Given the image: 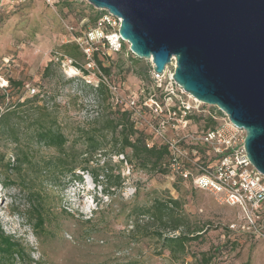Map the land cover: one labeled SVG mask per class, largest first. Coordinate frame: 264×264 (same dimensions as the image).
Segmentation results:
<instances>
[{
    "label": "rangeland",
    "instance_id": "374dc122",
    "mask_svg": "<svg viewBox=\"0 0 264 264\" xmlns=\"http://www.w3.org/2000/svg\"><path fill=\"white\" fill-rule=\"evenodd\" d=\"M97 13L85 0L0 1L1 109L5 111L18 100L23 102L40 94L41 104L53 112L59 128L70 143H77L78 150H84L77 138L78 130L103 114L102 106L97 107V80L88 71V60L80 47V41L95 27ZM66 44L78 46L82 55L77 60L65 57L62 46ZM129 46L125 44L126 49L120 54L104 51L98 55L103 67L110 68L108 80L117 87L115 96L120 102L112 100V105L126 108L131 97L139 98L142 105L153 96L166 112L176 111L173 118L179 119L182 112L178 110V101L167 94L170 73L160 82L154 81L152 62L130 54ZM75 64L89 75L85 77ZM71 68L80 75L68 73ZM170 72L174 73L173 69ZM9 80L20 82L21 88L12 87ZM183 98L192 102L186 95ZM201 110L188 116L191 121L185 131L197 134L218 125L210 117L211 114L222 117L216 112L217 107L203 104ZM158 120L150 109L143 107L136 127L150 136ZM173 123L180 127L177 133L182 134V124L169 120L166 129L169 137L177 134ZM28 144L36 152L37 160L58 156L53 149ZM197 147H186L187 167L193 175L201 174V167L212 171L214 162H209V157ZM1 152L5 162L13 161L9 150ZM104 160L99 154L91 166L102 165ZM121 160L112 157V164L119 166L125 183L122 189H113L110 194H105L87 172L77 171L82 181L67 177L61 179L60 187H52L36 170H28L22 178L0 169V222L6 234L19 241L29 255L15 264H264V222L250 227L240 208L195 189L191 180L182 179L170 166L167 174H149L125 162L120 164ZM3 180L10 183L2 186ZM32 189L41 194L44 205L42 231L34 229L28 196ZM168 197L180 200L188 229L203 231L182 256H174L157 237L150 235L156 229L154 223L144 217L137 219L132 213L137 207L145 208L155 199Z\"/></svg>",
    "mask_w": 264,
    "mask_h": 264
},
{
    "label": "water",
    "instance_id": "95a60500",
    "mask_svg": "<svg viewBox=\"0 0 264 264\" xmlns=\"http://www.w3.org/2000/svg\"><path fill=\"white\" fill-rule=\"evenodd\" d=\"M85 1L122 20V39L156 74L175 60V84L245 131L264 175V0Z\"/></svg>",
    "mask_w": 264,
    "mask_h": 264
},
{
    "label": "trees",
    "instance_id": "16d2710c",
    "mask_svg": "<svg viewBox=\"0 0 264 264\" xmlns=\"http://www.w3.org/2000/svg\"><path fill=\"white\" fill-rule=\"evenodd\" d=\"M98 17L99 12L95 16V22ZM62 49L64 56L72 60H77L82 55L76 45L66 44ZM125 49L124 47L123 52ZM63 60L64 58L61 59ZM95 60L107 77L110 68L103 67L98 54H95ZM52 63L45 68V73L49 71ZM75 67L81 70L85 77L89 75L77 64ZM110 82L116 86L112 81ZM9 83L14 88L22 86L20 82L14 80H9ZM95 92L99 102L97 107L102 106L103 114L90 122L88 127L78 130L77 138L84 146V150H78L77 143H70L67 135L59 128L53 112L45 104H41L43 100L40 99V94L26 98L23 102L18 100L6 108L0 116V142L3 144L0 147V169L14 172L22 178H25L28 170H36V173L52 187H60L61 179L67 177L82 181L77 171L87 172L97 186L101 185L105 194H110L113 189H122L125 183L119 166L112 164V157L123 156L120 164L125 162L149 174H167L170 164L168 146L157 142L153 132L147 136L145 132L139 130L136 124L140 119L136 118L127 107L117 108V105L114 107L111 102L113 95L106 84H100L95 88ZM148 142L153 146L148 147ZM27 143L53 149L57 151L58 156L37 160L36 152L30 144L27 146ZM5 149L11 152L13 161L5 162V158L1 156V150ZM99 154L105 159L103 164L92 167L93 159ZM7 183L10 182L7 180L1 182L2 186L8 185ZM11 185L18 186L15 183ZM28 196L32 204L31 216L34 219V229L42 231L45 218L41 194L32 189ZM132 213L137 219L144 217L156 225V229L150 235L157 237L162 242V247L174 256L184 255L187 246L200 239L203 232L188 229L182 204L173 197L155 199L150 206L137 207ZM168 233L173 235L170 236ZM176 233L179 234L175 235ZM24 257L29 255L25 253L19 241L12 235L6 234L0 222V264H15Z\"/></svg>",
    "mask_w": 264,
    "mask_h": 264
},
{
    "label": "built area",
    "instance_id": "2783aa9c",
    "mask_svg": "<svg viewBox=\"0 0 264 264\" xmlns=\"http://www.w3.org/2000/svg\"><path fill=\"white\" fill-rule=\"evenodd\" d=\"M47 1L55 3V0ZM97 11L99 17L95 22V27L86 34L84 40L80 41V47L88 60V71L97 80L95 87L98 88L102 83L106 84L113 95L112 100L118 104L120 98L115 96L117 87L111 84L103 74L95 60V54L100 55L104 51H107L108 54L123 52L124 45L127 43L119 33L122 20L109 12ZM175 68L176 62L172 60L162 75H158L152 70V76L154 81L160 82L167 73H170L171 80L167 94L170 99L174 97L178 101V110L182 112L179 119L173 118L176 117V111L172 113L171 110H168L166 112L162 103L153 96L146 98L142 105L139 104V98L131 97L126 105L127 109L139 119L142 116L143 107L150 109L153 116L159 117L156 125L152 127V132L159 143L168 146L170 152L169 166L173 172L184 180H191L195 189L209 192L222 198L229 206L240 208L249 226L256 228L260 222H264V175L253 167L247 157L244 146L245 131L236 127L229 117L218 108L216 112L222 114L221 118L217 115H210L212 119L218 121V125L203 129L200 133L196 132L197 134L185 131L191 121L188 116L193 111L202 112L201 106L203 104L175 84L174 73L170 72V69L175 71ZM174 85L178 88L175 89ZM32 92L34 93V90ZM185 95L191 98L192 102L184 100L183 96ZM0 111L1 116L4 113L1 107ZM169 120L177 121L178 125L182 124V134L177 133L180 127H176L177 125L173 123V128L176 129L177 134L174 137L167 135L166 129ZM192 145L198 146L196 150H203L204 154L209 157V162H214L212 171H209L207 167H201L202 173L193 175L187 167L188 156L185 152L186 147ZM147 146L151 147L153 144L148 142ZM193 151L195 152V150ZM120 157L124 158L123 156Z\"/></svg>",
    "mask_w": 264,
    "mask_h": 264
},
{
    "label": "bare ground",
    "instance_id": "6f19581e",
    "mask_svg": "<svg viewBox=\"0 0 264 264\" xmlns=\"http://www.w3.org/2000/svg\"><path fill=\"white\" fill-rule=\"evenodd\" d=\"M68 73H70L71 75H74V76H77V75H80V73L78 72L77 69L75 68H71ZM7 84V82L5 81V85Z\"/></svg>",
    "mask_w": 264,
    "mask_h": 264
}]
</instances>
